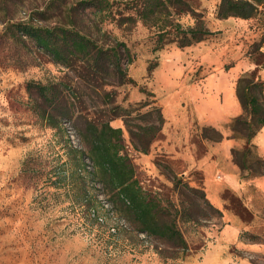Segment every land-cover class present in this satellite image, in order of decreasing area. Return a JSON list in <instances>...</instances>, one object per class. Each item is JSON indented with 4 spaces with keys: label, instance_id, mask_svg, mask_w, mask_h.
<instances>
[{
    "label": "rangeland",
    "instance_id": "374dc122",
    "mask_svg": "<svg viewBox=\"0 0 264 264\" xmlns=\"http://www.w3.org/2000/svg\"><path fill=\"white\" fill-rule=\"evenodd\" d=\"M44 1L28 0L8 13L24 20ZM184 1L213 35L185 47L156 48L159 24L138 21L131 28L104 25L107 34L96 38L106 44L124 41L133 56L127 67L130 82L112 88L127 116L110 125L122 129V151L139 185L170 211L158 222L174 221L186 246L136 231L120 217L89 174L86 156L81 162L71 156L70 166L81 172L69 194L52 188L70 169L63 163L68 147L85 146L68 118L57 120L58 127L42 121L36 112L40 101L33 104L35 93L27 87L61 82L59 89L70 93L76 76L31 42L3 36L0 20V264H264V180L256 179L264 178L259 175L262 157L250 148L249 170L243 168L244 131L235 117L213 125L199 116L216 111L227 90L236 94L238 78L249 77L257 61L261 77L264 14L218 19L220 0ZM83 19L86 28L93 16ZM175 21L183 27L195 23L185 13L175 15ZM88 30L97 33L91 25ZM253 92L264 107V91L263 96ZM159 115L160 130L142 152L137 148L138 135L145 133L140 127L157 124ZM25 159L28 169L21 172ZM184 185L197 192H186ZM72 191L96 195V211L70 204Z\"/></svg>",
    "mask_w": 264,
    "mask_h": 264
},
{
    "label": "trees",
    "instance_id": "16d2710c",
    "mask_svg": "<svg viewBox=\"0 0 264 264\" xmlns=\"http://www.w3.org/2000/svg\"><path fill=\"white\" fill-rule=\"evenodd\" d=\"M27 1L0 0L1 33L14 43L31 42L76 76V81L71 83L70 93L59 89V84L63 85L61 82L30 83L27 87L35 93L33 104L38 105L40 101V109L36 112L42 121L58 127L60 118H68L85 146V150L68 147L63 163L70 166L72 155L78 162L86 156L92 168L89 174L100 184L105 201L120 217L132 223L136 231L165 239L175 247H185L186 241L174 221L158 222L157 217L171 215L170 211L139 185L130 158L122 151V129L110 125L112 119L127 116L125 109L116 103L112 88L130 82L127 67L133 61V56L124 41L106 44L100 42L96 34L105 36L107 32L101 29L109 24L126 28H131L138 21L145 25L159 24L156 48H161L171 43L178 47L189 46L215 32L206 27L200 14L188 7L184 0H47L32 6L26 19L13 20L8 8H17ZM181 13L189 14L195 21L194 25L183 27L179 21H175V15ZM86 14L93 16L90 25L97 33L88 30L90 25L83 27ZM258 14H264V0H220L215 12L218 19H249ZM263 42L264 34L259 40V47ZM260 54L264 56V52ZM258 65L262 66L257 61V67L250 76L242 75L236 83V96L242 113L234 118V122L240 124L244 131L243 164L250 148L255 149L252 138L264 125V107L253 92L255 89L263 96L264 81L257 72ZM32 108L36 110L34 106ZM157 122L140 127L145 131L138 135L140 143L137 148L140 151L146 152L160 130V115ZM219 138L221 135L218 133ZM28 161L25 159L22 162L21 172L27 171ZM261 162L264 167L263 158ZM241 166L249 170L246 164ZM77 168L80 167L70 166L60 177L62 182L60 180L52 188L69 194L81 172ZM259 175H264V170ZM180 180H175L173 188ZM184 187L186 192H197L196 188ZM72 192L70 204H79L86 211H96L100 203L96 195L88 192L85 197ZM216 211L220 212L218 209Z\"/></svg>",
    "mask_w": 264,
    "mask_h": 264
},
{
    "label": "crops",
    "instance_id": "0c3cea01",
    "mask_svg": "<svg viewBox=\"0 0 264 264\" xmlns=\"http://www.w3.org/2000/svg\"><path fill=\"white\" fill-rule=\"evenodd\" d=\"M264 52V42L261 47ZM235 68V67H231ZM248 68V64L245 61V70ZM261 79L264 81V69L261 72ZM242 113L241 105L237 99V96L233 89L227 90L224 93L223 102L217 110H210L209 112H199V116L202 120L206 121L208 124L216 125L219 119L224 120L230 116L236 117ZM252 144L255 146V150L259 156L264 159V125L258 130L255 136L252 138ZM259 182H262L264 178L259 176L256 178Z\"/></svg>",
    "mask_w": 264,
    "mask_h": 264
}]
</instances>
